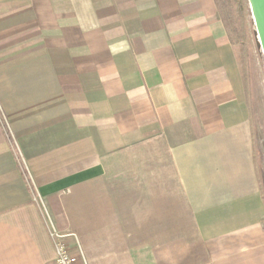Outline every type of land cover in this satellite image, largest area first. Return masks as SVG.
I'll use <instances>...</instances> for the list:
<instances>
[{
    "label": "crops",
    "instance_id": "0c3cea01",
    "mask_svg": "<svg viewBox=\"0 0 264 264\" xmlns=\"http://www.w3.org/2000/svg\"><path fill=\"white\" fill-rule=\"evenodd\" d=\"M0 114V264H264L217 0H0Z\"/></svg>",
    "mask_w": 264,
    "mask_h": 264
},
{
    "label": "rangeland",
    "instance_id": "374dc122",
    "mask_svg": "<svg viewBox=\"0 0 264 264\" xmlns=\"http://www.w3.org/2000/svg\"><path fill=\"white\" fill-rule=\"evenodd\" d=\"M230 39L238 50L252 105L255 161L264 199V57L248 0H217ZM2 115L0 114V117Z\"/></svg>",
    "mask_w": 264,
    "mask_h": 264
},
{
    "label": "built area",
    "instance_id": "2783aa9c",
    "mask_svg": "<svg viewBox=\"0 0 264 264\" xmlns=\"http://www.w3.org/2000/svg\"><path fill=\"white\" fill-rule=\"evenodd\" d=\"M50 238L54 243V264H77V258L71 253L65 236L57 231H50Z\"/></svg>",
    "mask_w": 264,
    "mask_h": 264
},
{
    "label": "water",
    "instance_id": "95a60500",
    "mask_svg": "<svg viewBox=\"0 0 264 264\" xmlns=\"http://www.w3.org/2000/svg\"><path fill=\"white\" fill-rule=\"evenodd\" d=\"M253 23L256 27L258 48L264 57V0H248Z\"/></svg>",
    "mask_w": 264,
    "mask_h": 264
},
{
    "label": "trees",
    "instance_id": "16d2710c",
    "mask_svg": "<svg viewBox=\"0 0 264 264\" xmlns=\"http://www.w3.org/2000/svg\"><path fill=\"white\" fill-rule=\"evenodd\" d=\"M227 27V26H226Z\"/></svg>",
    "mask_w": 264,
    "mask_h": 264
}]
</instances>
